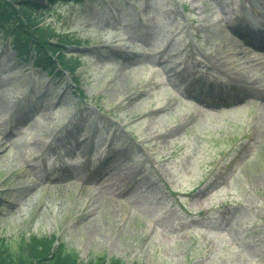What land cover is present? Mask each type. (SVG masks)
Here are the masks:
<instances>
[{
    "label": "rangeland",
    "instance_id": "374dc122",
    "mask_svg": "<svg viewBox=\"0 0 264 264\" xmlns=\"http://www.w3.org/2000/svg\"><path fill=\"white\" fill-rule=\"evenodd\" d=\"M84 1L38 27L75 73L49 77L0 41V247L264 264V51L234 30L250 12L262 28L264 0Z\"/></svg>",
    "mask_w": 264,
    "mask_h": 264
},
{
    "label": "trees",
    "instance_id": "16d2710c",
    "mask_svg": "<svg viewBox=\"0 0 264 264\" xmlns=\"http://www.w3.org/2000/svg\"><path fill=\"white\" fill-rule=\"evenodd\" d=\"M56 1L62 0H46V6L43 5L42 0H0V37L9 39L18 55L26 53L27 44L32 46L31 55L34 65L44 69L48 75H53L56 70V66L48 56V51L58 55L61 67L69 68L71 65V61L61 59V42L54 43L57 46L49 42V39L55 36L54 31L49 27L38 29L41 17ZM27 29L31 32L27 33ZM48 248V243L46 245L36 239L24 241L16 253L0 247V264H52L59 257L56 258Z\"/></svg>",
    "mask_w": 264,
    "mask_h": 264
},
{
    "label": "bare ground",
    "instance_id": "6f19581e",
    "mask_svg": "<svg viewBox=\"0 0 264 264\" xmlns=\"http://www.w3.org/2000/svg\"><path fill=\"white\" fill-rule=\"evenodd\" d=\"M240 22H238V24H239ZM230 27H233V25H231ZM241 77V76H240ZM239 77V78H240ZM198 98H200V97H198ZM199 101V100H198ZM6 104H7V95L6 96H4L2 93L0 94V105H2V107H5L6 106ZM70 173V172H69Z\"/></svg>",
    "mask_w": 264,
    "mask_h": 264
}]
</instances>
